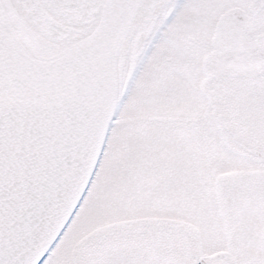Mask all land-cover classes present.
Wrapping results in <instances>:
<instances>
[{
    "label": "snow or ice",
    "instance_id": "1",
    "mask_svg": "<svg viewBox=\"0 0 264 264\" xmlns=\"http://www.w3.org/2000/svg\"><path fill=\"white\" fill-rule=\"evenodd\" d=\"M0 264H264V0H0Z\"/></svg>",
    "mask_w": 264,
    "mask_h": 264
}]
</instances>
